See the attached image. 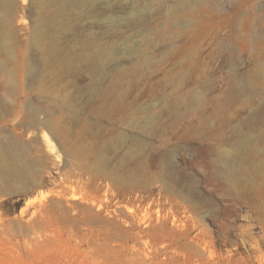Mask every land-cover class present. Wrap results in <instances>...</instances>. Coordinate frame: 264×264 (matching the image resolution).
Instances as JSON below:
<instances>
[{
	"label": "rangeland",
	"instance_id": "1",
	"mask_svg": "<svg viewBox=\"0 0 264 264\" xmlns=\"http://www.w3.org/2000/svg\"><path fill=\"white\" fill-rule=\"evenodd\" d=\"M82 2L48 7L62 60L78 67L57 73L79 94L75 109L0 99V144L21 164L18 174L0 169V264H264V0ZM13 3V46L39 80L45 58L29 41L36 0ZM88 58L94 69L77 61ZM35 78L20 81L24 91ZM0 87L5 94V78ZM51 116L70 143L49 129ZM77 116L163 125L140 160L124 150L83 164L77 156L91 144L72 127ZM245 138L235 155L230 144ZM161 148L171 179L152 150ZM224 151L228 179L214 164Z\"/></svg>",
	"mask_w": 264,
	"mask_h": 264
},
{
	"label": "bare ground",
	"instance_id": "2",
	"mask_svg": "<svg viewBox=\"0 0 264 264\" xmlns=\"http://www.w3.org/2000/svg\"><path fill=\"white\" fill-rule=\"evenodd\" d=\"M83 2L82 0H36L37 18L33 21L32 29L29 33V41L35 48L41 50L42 55L45 58L44 71L42 70L44 77L41 76L42 78L40 77L38 80V73L35 72L36 69L33 65L30 66L27 60L22 61V55L18 54L13 46L14 34L11 29V23L15 19V14H18L15 10L13 0H0V78H5V89L7 90L5 94L0 91V99L4 97L13 98L16 97V95L20 98L23 97L27 99L28 102L36 103L42 99L55 100L56 102L63 99L66 102L67 110L73 111L75 109L74 102L79 94L69 91L68 89L70 86L61 84L57 73L61 70L69 76H75L78 72V67L74 62L72 63L69 60H62L55 38V33L59 31V28H55L48 7H54L57 11L64 10L65 12H69L84 7L86 4ZM66 19H68V17ZM57 23L58 22H56V24ZM79 58H83V56ZM77 61L83 62V64L85 63L89 68H95V62L89 58L78 59ZM34 78L38 80L37 88H34V91H29L34 85H32L31 82H27L24 91V86L20 81H32ZM93 89V92H97V88ZM38 110L40 113H43L44 111L41 109ZM61 119V117H48L47 121L49 122V129L53 131L54 134L62 135L64 137L66 136L67 143H70L68 137L72 135ZM156 120L157 119L152 117L142 118L138 116L98 117L94 121L79 116L75 117L73 122L70 123L73 128L77 127L80 131L77 137L83 141L90 140L91 144V149L88 152H83L85 155L79 154L77 156V162H84L83 164H85L91 158H97L103 165L106 161L107 153L109 154L115 151L119 153L124 150L129 156L135 154L136 161L137 156L138 160H140L146 155L149 149L147 145L148 138L161 131L160 128L163 123L155 126L153 122ZM250 140V138L240 139L238 141L234 140L230 145L235 155L239 156L244 153L251 142ZM1 145L2 144H0V169L11 168L10 170L14 174H18V172H21L19 170V165L21 164H18V154L15 156V153H13L15 152V147L12 145L14 150H6L7 146L4 149ZM152 150H157L154 155H157L158 157L160 155L159 163L162 172L171 179L174 175H171L168 172L172 167L170 150L166 149L164 154L162 153V151H164L163 148ZM201 156L202 152L197 155L196 160H199ZM231 160L230 154H228L227 151H224L223 154L219 155L214 161L220 174L227 179L231 178ZM112 178L119 179L120 177L114 175Z\"/></svg>",
	"mask_w": 264,
	"mask_h": 264
}]
</instances>
